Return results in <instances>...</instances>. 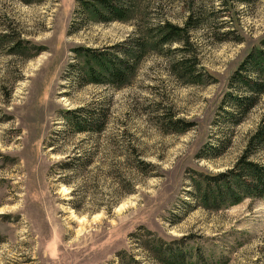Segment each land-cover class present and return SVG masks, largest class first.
<instances>
[{
    "label": "rangeland",
    "instance_id": "obj_1",
    "mask_svg": "<svg viewBox=\"0 0 264 264\" xmlns=\"http://www.w3.org/2000/svg\"><path fill=\"white\" fill-rule=\"evenodd\" d=\"M133 2L127 21L100 24L77 0H0V264H264V199L207 211L191 196V177L232 169L264 123V95L242 124L218 118L234 72L264 51V0ZM189 17L207 77L196 86L170 72L179 46L150 39ZM137 38L147 49L122 86L82 81L77 50L115 54ZM80 110L104 112L105 130L75 133ZM158 239L183 263L160 262Z\"/></svg>",
    "mask_w": 264,
    "mask_h": 264
},
{
    "label": "trees",
    "instance_id": "obj_2",
    "mask_svg": "<svg viewBox=\"0 0 264 264\" xmlns=\"http://www.w3.org/2000/svg\"><path fill=\"white\" fill-rule=\"evenodd\" d=\"M24 4H31V0H21ZM77 13L85 23L92 20L100 24L111 22H125L134 12L133 0H77ZM196 20L189 17L184 26L178 27L169 22H161L154 29L150 39L156 49L178 45V49L172 50L180 57L174 59L170 65L171 74L182 84H205L206 76L201 69H197L196 59L190 43L191 32L198 28ZM75 31V28L72 29ZM150 42V43H151ZM148 41L142 39L127 40L112 48L116 53H99L90 50H77L76 57L80 63L74 68L82 74L86 84H102L122 86L135 72L147 49ZM264 48V41L262 42ZM171 49V48H170ZM200 70V71H199ZM230 88L233 93H228L218 113V118L238 126L243 123L246 116L259 103L264 95V51L250 52L231 78ZM83 113V114H81ZM70 114L71 129L77 133H101L106 128V114L104 112H84L80 110L76 114L82 116L73 117ZM82 117V118H81ZM189 126L177 130L176 122L170 121L167 125L169 131L184 133ZM228 141L225 142L227 144ZM241 157L235 166L229 171L215 175L197 174L191 178L192 198L196 207L207 211H216L224 206L235 205L246 198L264 199V163L253 160L259 153H264V123H261L254 133L248 138ZM211 149V153L217 156L221 154L219 147ZM134 164L138 170L147 165L141 159H135ZM149 244L151 251L156 253V258L165 263L162 255L175 258L183 263V257L169 252L163 246L161 240L152 241ZM157 243V244H156ZM133 264H137L133 261Z\"/></svg>",
    "mask_w": 264,
    "mask_h": 264
}]
</instances>
